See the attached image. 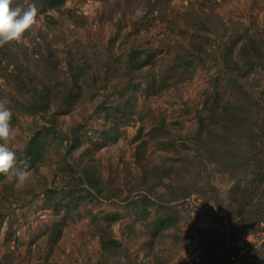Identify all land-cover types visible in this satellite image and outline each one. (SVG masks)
Returning a JSON list of instances; mask_svg holds the SVG:
<instances>
[{
	"label": "rangeland",
	"instance_id": "obj_1",
	"mask_svg": "<svg viewBox=\"0 0 264 264\" xmlns=\"http://www.w3.org/2000/svg\"><path fill=\"white\" fill-rule=\"evenodd\" d=\"M16 2L0 264H264V0Z\"/></svg>",
	"mask_w": 264,
	"mask_h": 264
},
{
	"label": "clouds",
	"instance_id": "obj_2",
	"mask_svg": "<svg viewBox=\"0 0 264 264\" xmlns=\"http://www.w3.org/2000/svg\"><path fill=\"white\" fill-rule=\"evenodd\" d=\"M143 15V10L137 8L133 19ZM38 9L35 3L26 7L16 0H0V45L19 41L30 32L37 23ZM12 110L0 104V174L15 177V187L22 188L29 176L27 165L18 166L16 153L9 146V139L13 136L11 124Z\"/></svg>",
	"mask_w": 264,
	"mask_h": 264
},
{
	"label": "trees",
	"instance_id": "obj_3",
	"mask_svg": "<svg viewBox=\"0 0 264 264\" xmlns=\"http://www.w3.org/2000/svg\"><path fill=\"white\" fill-rule=\"evenodd\" d=\"M45 2V6L46 8L48 9H57V8H60L61 6L64 5L65 3V0H44ZM143 64L141 65H138V66H135L137 67V69L141 68ZM231 107V104H230V101L224 99V97H222V95H219L218 99L215 100V104H214V109L211 110V113L213 114H217V112L221 111L222 114L225 113V111L227 112ZM231 111H229L228 113L230 114ZM220 113V112H219ZM234 115V113H231ZM220 116V115H219ZM204 118H201V123L204 124ZM18 122V117L16 116V114L14 112H12V120H11V124H12V127H14ZM32 157V155H30Z\"/></svg>",
	"mask_w": 264,
	"mask_h": 264
}]
</instances>
